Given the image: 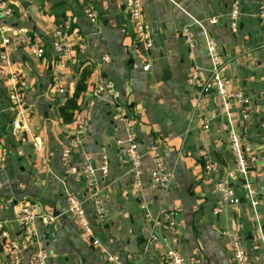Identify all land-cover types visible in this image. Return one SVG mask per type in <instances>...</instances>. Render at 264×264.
<instances>
[{
    "label": "crops",
    "instance_id": "0c3cea01",
    "mask_svg": "<svg viewBox=\"0 0 264 264\" xmlns=\"http://www.w3.org/2000/svg\"><path fill=\"white\" fill-rule=\"evenodd\" d=\"M0 1L12 9L11 16L0 18V49L8 38L4 47L10 57L4 74L0 72V225L15 246L18 264H29L30 255L17 221L24 203L36 206L34 228L47 252L45 264H107L104 251L118 254L119 264H165L153 246L155 239L197 264H233L229 244L234 236L240 237L249 264H264V25L256 16L264 0H235V33L230 32L227 15L234 0H142V16L161 40L167 75L155 45L147 49L134 43L123 0ZM88 5L97 14L95 22L85 14ZM66 15L71 19L72 55L59 67L64 88L59 94L51 88L58 58L51 41ZM211 18L216 21L210 23ZM185 27L192 34L191 46L183 35ZM207 38L214 43L218 71L229 91L240 89L250 98L244 121L232 97L227 116L223 99L200 94L187 81L193 68L203 81L210 78L214 64L205 48ZM30 42L43 47V58L30 54ZM105 55L110 59L106 64ZM83 68L90 70L86 89L77 99L73 119L64 121L58 107L74 93ZM12 73L25 82L27 142L22 153L10 127L7 93ZM106 80L114 83L134 119L142 168L137 190L125 159L127 131L114 118L109 95H92L94 86ZM78 115L85 122L83 140L66 164L61 148ZM229 128L242 132L250 146L248 178L257 192L255 207L236 182L230 184L240 203L220 200L216 183L229 181L234 170ZM85 155L93 169L92 192L81 171ZM103 155L109 161L105 175L99 170ZM157 157L172 175L168 188L150 181ZM206 159L215 164L214 170L204 169ZM70 166L76 171L70 172ZM66 192L80 199L99 247L80 236L67 210ZM96 199L104 207L102 218L96 214ZM165 212L171 213V224ZM257 220L260 232L255 229ZM0 264H13L1 246Z\"/></svg>",
    "mask_w": 264,
    "mask_h": 264
},
{
    "label": "built area",
    "instance_id": "2783aa9c",
    "mask_svg": "<svg viewBox=\"0 0 264 264\" xmlns=\"http://www.w3.org/2000/svg\"><path fill=\"white\" fill-rule=\"evenodd\" d=\"M123 4L127 11L128 17L130 19L131 25L134 29V43L140 44L147 49L154 47L153 34L151 30V25L142 16V0H123ZM85 14L90 22H95L97 14L91 6L85 7ZM12 15V9L8 5H3L0 1V18L8 17ZM229 29L231 33H235L238 28V18L239 12L237 8V2L234 0L227 12ZM256 16L258 17L261 24L264 25V1L261 2L257 8ZM210 23H214L216 20L211 18ZM71 19L69 16H65L61 22L56 25L52 32V48L58 54V58L53 66V81L51 88L53 91L63 94L64 88L62 85L63 76L60 72L59 67L65 63L72 55V44L70 39V26ZM183 35L188 41V44L193 45V39L191 31L188 27L183 30ZM3 45L9 43L8 38L3 39ZM0 49V72L4 74L8 65L10 64V57L5 47ZM205 48L207 53L212 59L214 64L213 70L211 72L208 81H203L196 68H193L187 77V81L190 85L195 86L200 94H215L216 96L223 99L222 110L229 116V103L228 98L232 99L237 103L240 108V119L242 121L246 120L250 113V98L242 90L237 89L234 91H229L224 79L220 76L218 71V61L215 53V46L210 38L205 41ZM28 50L30 54L37 58H43L44 49L42 46L37 44V42H30L28 44ZM103 63H108L110 61L108 56H103ZM143 68L146 70L149 68V64L145 63ZM12 80V86L7 93V98L10 101V113L12 114L10 120V127L12 134L19 140V150L18 153H22V146L27 142L26 139V128L24 125V110H23V95L25 91V82L21 76L16 73L10 75ZM102 94L109 95L111 103L114 106L113 116L117 121H120L125 130L127 131L126 138V148H125V159L131 165L132 168V183L135 190L139 188V174L141 173V160L140 153L137 149L136 137L133 134V116L128 111L127 105L121 100L120 92L110 80L98 83L94 86L92 90V95L94 97L101 96ZM1 125V120H0ZM202 128L207 129L208 123H202ZM85 130V122L82 115H78L75 119V128L63 144L61 148V158L64 163H70L71 151L81 146L83 135ZM228 144L230 151L233 156L234 170L229 173V181L219 180L216 186L220 192V200L228 205H236L240 203V197L236 192L230 182H236L242 188L244 195H246L251 203L252 207L258 204L257 192L253 188L251 182L249 181V167L250 159L249 152L250 146L246 141L245 135L236 129L229 128L228 134ZM87 162L82 168V174L85 178V185L89 192H92V173L93 169L88 163V155H85ZM108 158L106 155L102 156L100 173L105 175L108 171ZM205 170H214L215 164L209 159L205 160L204 163ZM70 172H75L76 168L69 167ZM172 175L169 173L162 159L155 158L154 166L151 169L150 181L158 184L163 188H168L171 186ZM94 194V192H93ZM67 210L69 214L74 218L78 225L80 236L87 241L92 247H99V239L97 238L95 232L93 231L87 217L86 211L80 201V199L73 192H66L65 195ZM96 214L97 217L102 218L104 215V207L101 202L96 199ZM36 206L34 203H24L20 206L17 221L20 228V233L23 238L25 248L29 252V264H45L47 258V252L45 248L41 245L39 237L35 232V221H36ZM164 218L171 224L172 215L170 212L164 213ZM255 229L257 232L261 231V224L257 220ZM0 246L2 250L10 257L13 264H18L20 258L15 252V246L13 242L9 239L7 231L0 225ZM153 246L155 247L159 259L165 264H197L194 258L184 257L181 252L171 246L165 247L159 240H153ZM255 247V246H254ZM230 253L232 257L233 264H249L242 241L239 236H234L230 240L229 244ZM103 258L107 264H119V256L114 252L104 251Z\"/></svg>",
    "mask_w": 264,
    "mask_h": 264
},
{
    "label": "trees",
    "instance_id": "16d2710c",
    "mask_svg": "<svg viewBox=\"0 0 264 264\" xmlns=\"http://www.w3.org/2000/svg\"><path fill=\"white\" fill-rule=\"evenodd\" d=\"M89 74L90 70L88 68L80 70L74 93L71 96L66 97L62 105L58 107L59 115L64 121H71L73 119L74 112L78 109L77 99L86 89Z\"/></svg>",
    "mask_w": 264,
    "mask_h": 264
},
{
    "label": "water",
    "instance_id": "95a60500",
    "mask_svg": "<svg viewBox=\"0 0 264 264\" xmlns=\"http://www.w3.org/2000/svg\"><path fill=\"white\" fill-rule=\"evenodd\" d=\"M152 34H153V40H154V45L155 47L158 48V57H159V61H160V65H161V68L163 69L164 71V74L167 75V62L165 60V56H164V52H163V49L161 48V40L159 38V36L157 35V31L155 29L154 26H152Z\"/></svg>",
    "mask_w": 264,
    "mask_h": 264
}]
</instances>
